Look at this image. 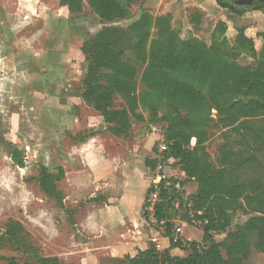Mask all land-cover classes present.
I'll use <instances>...</instances> for the list:
<instances>
[{"label": "rangeland", "instance_id": "374dc122", "mask_svg": "<svg viewBox=\"0 0 264 264\" xmlns=\"http://www.w3.org/2000/svg\"><path fill=\"white\" fill-rule=\"evenodd\" d=\"M118 2L124 13L104 18L89 0H0V264H6L3 259L94 264L100 248L116 242L119 221L138 216L140 196L143 215L146 193L158 180L178 196L179 208L172 206L167 222L181 227L191 242L203 244L204 225H181L191 216L206 219L192 210L198 185L172 152L173 142L165 139L171 119L198 122L203 142L193 136L182 150L194 154L201 147L197 154H207L203 161L211 164V175L222 170L227 154L239 163L264 149L237 127L222 129L207 95L209 75L216 76L218 69L233 63L257 69L264 15L234 13L214 0ZM107 29L126 35L118 47H105ZM193 42L205 54L202 67L209 75L195 88L200 93L192 102L168 91L165 76L148 71L166 54L174 60ZM90 65L97 84L111 93L108 111L125 113L118 136L111 132L116 124L105 123L81 97ZM162 145L167 149L160 157ZM42 167L56 179L62 205L40 190ZM261 200L264 204V194ZM237 204L223 205L226 226L215 230L212 240L220 244L225 261L264 264V251L254 239L246 252L230 241L248 220L264 217L249 192ZM11 223L19 231L10 240L4 235ZM182 239L188 248L191 242Z\"/></svg>", "mask_w": 264, "mask_h": 264}, {"label": "trees", "instance_id": "16d2710c", "mask_svg": "<svg viewBox=\"0 0 264 264\" xmlns=\"http://www.w3.org/2000/svg\"><path fill=\"white\" fill-rule=\"evenodd\" d=\"M214 1L221 8L234 13L254 11L264 15V0ZM89 2L104 18L124 13L118 0H89ZM67 7L69 11H72L70 5ZM125 36L118 30L107 29L104 33V45L107 48L118 47ZM198 47L194 42L191 47L186 44L174 60L166 54L164 60L150 66L148 74L152 73L157 77L165 76L168 91L174 95L178 94L190 100L193 99L191 100L193 102L196 99L195 96L200 93L195 88L201 84L202 79L206 81L208 74L202 67L205 54ZM262 48L259 54L260 62L256 70L248 67L242 68L233 63L218 69L214 77L208 74L212 80L207 86V95L208 102L216 112L218 124L222 129L237 127L247 139L264 147V71L262 69L264 66V45ZM153 76L151 80L154 78ZM83 85L85 91L81 96L82 99L102 115L105 123L116 124L111 132L115 136L120 135V128L123 127L121 121L125 120V113L123 111H108L111 106V93L97 84L93 65L88 68ZM240 96L251 100L243 102L238 99ZM192 119L190 118L189 121L178 117L175 120L171 119L165 139L173 142L172 152L176 157L180 156L186 176L193 179L198 185L197 192L191 200L192 210L201 211L202 219L208 221L202 229L203 244L191 242L188 248L182 246L180 240L173 244L175 236L172 230L173 226L167 222V212L172 208V202L178 196L175 191L166 187L161 190V201L155 209V214L158 219H164L167 222L164 237L169 241V248L188 251V256L186 258L170 257L167 250L158 252L154 246L150 245L147 250L139 251L133 258H128L127 264H240L237 260H223L219 251L220 244L212 240V233L215 230L223 231L226 226L225 220L228 218L222 207L223 205H226V208H230L231 205L239 207L237 202L242 193L249 192L262 209L260 211L264 213V206H262L264 204L261 200V196L264 194V149L239 163L230 154H227L223 160L222 170L214 171L211 175V171H213L211 164L203 161L207 154L204 152L202 156H198L199 151H202L201 147L197 148L193 152L194 154L182 150V147L193 136L198 138L197 143L199 142L200 145L203 140L199 138L205 137L202 130L197 128L198 122H192ZM256 119L259 123L256 122ZM255 124L258 126V130L253 129ZM193 155H197L200 159L192 161ZM146 164L151 169L155 166L152 161H148ZM37 183L46 197L62 205L56 179L45 167L41 168ZM18 228L17 224H9L4 236L11 240L14 232L19 231ZM231 238L230 241L234 248L237 247L246 252L248 241L254 239L255 246L264 251V217L248 220ZM3 260L6 261V264H17L15 259ZM37 262L38 264H60L56 259H37Z\"/></svg>", "mask_w": 264, "mask_h": 264}, {"label": "crops", "instance_id": "0c3cea01", "mask_svg": "<svg viewBox=\"0 0 264 264\" xmlns=\"http://www.w3.org/2000/svg\"><path fill=\"white\" fill-rule=\"evenodd\" d=\"M143 198L140 196L138 199V216L132 220L119 221L118 231L115 232V243L107 247L100 248L99 255L94 260V264H113L116 261L124 260L127 264L128 258H133L137 252L145 251L150 245L158 247L161 251L167 250L170 257L186 258L189 254L188 251L179 248H169L170 244L167 238L159 235V232L153 227H149L146 221L141 216V206ZM123 223L121 226L120 224ZM146 225V228L144 227ZM113 237V236H112ZM180 239L182 241L191 242L187 237V232L180 229ZM82 264H88L83 262Z\"/></svg>", "mask_w": 264, "mask_h": 264}, {"label": "built area", "instance_id": "2783aa9c", "mask_svg": "<svg viewBox=\"0 0 264 264\" xmlns=\"http://www.w3.org/2000/svg\"><path fill=\"white\" fill-rule=\"evenodd\" d=\"M166 146L162 145L161 146V150L158 152L159 156L161 157L163 155V151H166ZM166 188V186L162 185L160 183V180H158L156 183H154L151 188L149 189V192L146 196V198L144 199V208H143V212H142V216L144 218V220L146 221V223H148L150 226L154 227L156 226L159 229V235L162 237L165 236L166 234V230H167V222L164 219H158L156 217L155 214V209L157 207V205L160 203L161 201V190ZM172 206L175 207L176 209L179 208V202L177 200H174L172 202ZM207 224L206 220H202V221H198L196 220L193 216H191L189 218V222H183L181 223L182 227H187V226H192L194 228L198 227V226H205ZM172 230L174 232V240L173 243L176 244L180 238L178 236L175 235V233L180 234V229L181 227H177L172 225Z\"/></svg>", "mask_w": 264, "mask_h": 264}]
</instances>
